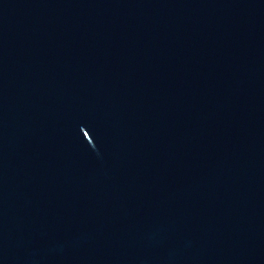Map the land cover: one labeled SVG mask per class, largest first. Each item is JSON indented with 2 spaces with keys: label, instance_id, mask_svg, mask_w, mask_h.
Here are the masks:
<instances>
[{
  "label": "water",
  "instance_id": "1",
  "mask_svg": "<svg viewBox=\"0 0 264 264\" xmlns=\"http://www.w3.org/2000/svg\"><path fill=\"white\" fill-rule=\"evenodd\" d=\"M0 264H264V0H0Z\"/></svg>",
  "mask_w": 264,
  "mask_h": 264
}]
</instances>
